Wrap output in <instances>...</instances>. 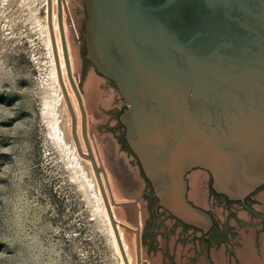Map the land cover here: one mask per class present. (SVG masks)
Segmentation results:
<instances>
[{"label":"water","instance_id":"water-1","mask_svg":"<svg viewBox=\"0 0 264 264\" xmlns=\"http://www.w3.org/2000/svg\"><path fill=\"white\" fill-rule=\"evenodd\" d=\"M56 5L66 72L81 113L85 156L124 264H129L117 225L132 228L113 216L111 205L120 203L93 152L69 63L62 15L69 10L65 0H56ZM84 8L85 57L114 83L127 105L119 120L152 189L151 194L143 193L157 199L155 209L163 207L183 224L209 230V214L187 198L188 171H208L215 192L230 201L243 202L264 184V0H84ZM51 12L52 0H47L56 62ZM68 106L76 140V117ZM140 197L126 203L137 205ZM135 235V264H147L140 231Z\"/></svg>","mask_w":264,"mask_h":264},{"label":"rangeland","instance_id":"rangeland-1","mask_svg":"<svg viewBox=\"0 0 264 264\" xmlns=\"http://www.w3.org/2000/svg\"><path fill=\"white\" fill-rule=\"evenodd\" d=\"M83 1L67 0V7L80 38L72 39L73 69L87 131L112 189L122 194L125 181V199H135L150 187L125 140L119 120L125 104L114 83L85 57ZM44 10L43 0H0V264H119L91 188L53 134L51 105L58 89ZM68 18L65 13L67 24ZM201 169L186 173L187 198L209 214L214 230L208 234L183 226L172 215L164 227L154 212L167 211L155 209V199L149 206L144 200L139 208L140 231L146 222L141 246L149 247L143 258L150 264H262L263 221L238 201L226 203L209 192ZM249 195L252 211L264 216V186ZM114 207L121 220L135 225L134 212ZM123 231L133 254L135 230Z\"/></svg>","mask_w":264,"mask_h":264},{"label":"bare ground","instance_id":"bare-ground-1","mask_svg":"<svg viewBox=\"0 0 264 264\" xmlns=\"http://www.w3.org/2000/svg\"><path fill=\"white\" fill-rule=\"evenodd\" d=\"M44 1V19H45V29H46V37H47V45L50 51V59H51V64H52V70H53V76H54V81L57 85L58 89V97L55 99V103H53L51 106L53 107L52 112H53V134L56 140L62 144L72 155V159L75 161V165L77 167L76 172L78 170L81 172V176L83 177L84 181L87 183L88 187L91 188L92 193L96 199L97 202V207L99 208L100 212L103 215V218L107 224L108 231L111 235L112 242H113V248L117 255L119 256V264H124L119 244L117 242V238L114 232V229L111 225V221L109 218V215L107 213V209L105 207V204L103 202V198L101 196V192L99 189V185L94 173V170L92 168L90 160L85 156L87 154L85 144L82 139L81 135V113L80 109L78 106V102L76 99V96L73 92V89L71 87L70 81L67 76L66 72V67H65V62L63 58V52H62V46H61V39H60V34H59V29H58V22H57V5H56V0H52V14H51V22H52V29H53V34H54V39H55V44H56V53H57V58L55 62V56L53 52V47H52V42H51V36L49 32V27L47 24V0ZM66 4H67V0ZM68 5V4H67ZM63 15V28H64V34H65V40L67 44V51L69 55V63L71 67V72L73 75V79L75 83L78 86V75L74 73L73 69V63H74V58H73V52H74V45L72 42L73 37H77V31L75 28L74 21L71 17V14H68L69 18V24H67L66 19H65V11H62ZM58 59V60H57ZM60 80V81H59ZM64 87V92L61 88V83ZM81 94V93H80ZM82 97V96H81ZM83 100V98H82ZM68 103H70L74 115L76 117V140L73 136L72 130H71V114L69 111V106ZM91 141V139H90ZM78 143V144H77ZM92 148L93 145L91 144ZM93 152L95 154V157L97 158L98 163H100L98 156L96 155L94 149ZM75 167V169H76ZM105 169V168H104ZM106 172V171H105ZM111 209L113 212V216L115 220L119 223L117 216L114 212L113 205H111ZM121 223V222H120ZM123 224V223H122ZM119 236L121 239L122 246L124 248V251L126 253L127 259L129 261V264H135V247L134 250L132 251L133 254L131 253V250H129L128 246L129 243L127 241V238L124 234L123 227L120 225H117ZM133 256V258H132Z\"/></svg>","mask_w":264,"mask_h":264},{"label":"crops","instance_id":"crops-1","mask_svg":"<svg viewBox=\"0 0 264 264\" xmlns=\"http://www.w3.org/2000/svg\"><path fill=\"white\" fill-rule=\"evenodd\" d=\"M105 171H106V175H107V179H108V182H109V185H110V188H111V191H112V194H113V197H114V200L116 201V202H118V203H120L118 206H121L122 207V209H123V211H125V206L127 207V209H129L130 210V212H134L133 214H131V216L130 217H133L134 219H135V225L137 226V229H136V227H135V225L133 226V225H131V223H129L128 221H125V220H121L120 218H119V216L116 214V211H115V207L113 206V209H114V212H115V214H116V216H117V219H118V221H119V223L121 222V223H123V224H125V225H127V226H129L130 228H132V230H139L140 231V220H139V215H140V211H141V209H139V208H141L140 207V203L141 202H143L144 200H146L145 198H143V197H140L141 198V201H139L138 202V204L137 205H134V204H131V203H126V202H130V201H132V200H134V199H125V181H122V183H120V185H121V189H122V194L121 193H119L118 191H117V193H115V191L112 189V186H111V183H110V179H109V175H108V172H107V169L105 168ZM125 179V178H124ZM143 192H148V190H143L141 193H140V195L141 194H143ZM116 194V195H115ZM139 195V196H140ZM115 196H120V197H118L119 198V200H116L115 199ZM138 196V197H139ZM138 197H136V198H138ZM135 198V199H136ZM147 201V200H146ZM160 216L159 218H160V224L162 225V226H167V223H168V221H167V217L168 216H166V215H164V214H162V212H160L159 214L158 213H156V212H154V216ZM135 227V228H134ZM143 230H141L140 231V240H141V242L143 241V233L145 232V227H146V222L144 221V224H143ZM148 247L149 246H142V257H143V255L145 254L146 255V253H147V250H148ZM157 248L159 247V249H160V251L161 252H163V253H166L167 252V250H165V248H162L163 246H156ZM147 256V255H146ZM143 260L144 261H146V263L147 264H150L148 261H147V259L145 260L144 258H143Z\"/></svg>","mask_w":264,"mask_h":264},{"label":"flooded vegetation","instance_id":"flooded-vegetation-1","mask_svg":"<svg viewBox=\"0 0 264 264\" xmlns=\"http://www.w3.org/2000/svg\"><path fill=\"white\" fill-rule=\"evenodd\" d=\"M83 6H84V1H83ZM84 12H85V8H84ZM85 19H86V13H85ZM84 23H85V20H84ZM83 26H84V25H83ZM83 30H84V28H83ZM77 39L80 40L79 37H77ZM81 40L83 41L84 46H85L84 32H83V34H82V36H81ZM126 107H127V105L125 104V108H126ZM139 166H140V164H139ZM140 170H141V167H140ZM201 170L204 171V172L207 174V179H208V190H209V192H212L213 194L219 196V194H217V193L215 192V190L213 189V186H212V177H211L210 173H209L208 171L204 170V169H201ZM141 172H142V170H141ZM142 174H143V172H142ZM143 177H144V175H143ZM144 179H145L146 182L149 184L150 189L147 188V190H148V193L151 194V193H152V189H151L150 183L147 181V179H146L145 177H144ZM262 186H264V184H263ZM220 196H222V197L224 198V200H225L226 203H227V202H231L227 197H225V196H223V195H220ZM142 197L145 198V199L147 200V205H148V206H149V204H150V201H152V200H154V199H155V204H156L157 199H156L154 196H151V195H148V194H146V193H143V194H142ZM249 200H251V196L248 194L247 196H245L243 202H242V201H238V202H239V203L241 204V206H242L243 208H245L247 211H249V212H251V213H253V214H256L258 217H260L261 220L263 221V226H264V216H262V215H260V214H257V213H255L254 211H252V209L250 208V206H249V204H248ZM147 209H148V207H147ZM157 209H158V208H157ZM162 214H164V215H166V216H169V215H170L169 213H167V212H165V211L162 212ZM170 216H171V215H170ZM176 220H178V219L176 218ZM180 222H181V221H180ZM181 223H182V222H181ZM182 224H183V223H182ZM183 226H185V225L183 224ZM214 228H215V226H214V224H212V226H211V227L209 228V230L207 231L208 234L211 232V230H214ZM143 235H144V233H143ZM207 241H208V237H207Z\"/></svg>","mask_w":264,"mask_h":264}]
</instances>
